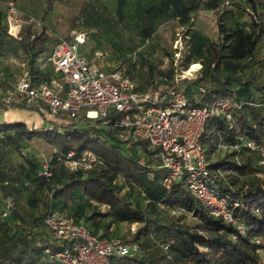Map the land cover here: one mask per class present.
Returning a JSON list of instances; mask_svg holds the SVG:
<instances>
[{
  "label": "trees",
  "instance_id": "obj_1",
  "mask_svg": "<svg viewBox=\"0 0 264 264\" xmlns=\"http://www.w3.org/2000/svg\"><path fill=\"white\" fill-rule=\"evenodd\" d=\"M125 1L118 0V8ZM156 1L162 9L171 10L183 30L181 39L187 50L182 64L184 69L187 62L192 66L199 61L203 48L207 50L208 59L202 61V67L194 77L180 80L185 82L187 79L191 85L193 91L187 93L188 96L196 95L200 104L219 99L233 100L237 104L233 111V130L252 139L258 146H264V0ZM200 7L215 12L217 41L203 38L194 29V15ZM246 9L250 19L248 24L241 20ZM152 10V6L142 8L143 16ZM44 26L38 32L28 25L15 34L9 33L24 54V71L32 83L47 82L57 76L52 68L44 70L39 64V57L48 50L47 45L51 41ZM0 30L6 31L1 25ZM165 53L172 62V53ZM192 57H196L195 60ZM144 63L145 85L139 86L132 80L138 89L168 83L170 79L167 77L153 81L152 68L147 60ZM0 108L31 109L23 103L0 104ZM43 126L34 129L23 122L0 123V264H59L53 256L60 247L44 225V219L50 213L64 215L101 238L120 237L109 235L114 224L137 223L139 227L131 238L124 240L137 244L139 253L131 257H114L110 264H261L264 251V178L239 183L238 178L229 176H226L227 181L220 177L215 179L220 191L233 189L245 206L233 211L234 217L244 225V234H240L232 223L212 215L182 182L164 186L160 182L163 174L160 161L146 142L133 141L123 150L121 146L125 145L120 130L113 127L105 130L81 119L76 122L63 120L62 131H45ZM225 127V123L217 119L205 124L201 144L210 161V170L228 166L236 169L235 175H244L259 169L257 152L251 155L240 153L242 164L239 167L232 160L233 152L223 157L215 153L218 133H223ZM36 137L55 144L65 142L59 145L57 152L62 159L49 163V178L38 176L42 162L21 152L26 142ZM226 141L232 142V138L227 137ZM136 145L141 148L143 166L137 163L140 154L135 150ZM8 150L24 155V165L6 166L4 154ZM68 150L75 152L76 159L91 152L96 157V164L88 169L70 171L63 165ZM244 156L255 157L257 166ZM260 170L264 172V169ZM120 178L123 183L116 184ZM125 187L126 192L121 194ZM28 188L31 196L27 205L33 209L32 217L27 219L17 209L11 211L3 207L5 198H9L8 192L20 193ZM135 189L143 195V206L130 201ZM33 206H36L35 211ZM157 206L189 214L199 224L191 228L177 219L159 220L160 216L153 215ZM252 208L259 212L255 213ZM5 212L8 213L4 217ZM257 238L259 243L255 242ZM163 246L167 249L164 250Z\"/></svg>",
  "mask_w": 264,
  "mask_h": 264
},
{
  "label": "built area",
  "instance_id": "obj_2",
  "mask_svg": "<svg viewBox=\"0 0 264 264\" xmlns=\"http://www.w3.org/2000/svg\"><path fill=\"white\" fill-rule=\"evenodd\" d=\"M4 5V19L8 28L21 29L25 22L16 3L7 0ZM19 29L8 31L17 33ZM85 42L86 33L81 31L71 37L56 38L47 61L59 77L32 83L27 71H24L9 92L0 94V104L23 103L34 108L41 116L60 118V123L63 120L76 122L81 119L84 123L98 125L105 130L113 127L121 131L126 148L133 141L146 142L160 161L163 170L160 182L164 186L182 182L212 215L232 223L240 234H244V225L233 215L234 209L245 208L240 196H236L230 188L220 191L215 180L220 177L227 181L226 176L230 178L236 169L226 166L211 171L210 161L201 144L206 122L215 119L223 121L226 127L223 133H218L215 153L223 157L233 152L232 160L239 167L242 164L240 153L251 155L257 152L260 157L258 165L264 169V146H258L252 139L233 130V111L237 104L229 99L200 104L196 95L190 97L180 88L163 83L140 90L119 69L108 72L81 53L80 47ZM43 129L62 131L61 125L55 127L46 123ZM227 137L232 138V142H227ZM135 150L140 154L137 163L143 166L139 145L135 146ZM61 159L57 152L51 154L42 163L38 176L49 178V163ZM95 164L96 157L91 152L76 159L75 152L68 150L63 160V165L70 171L88 169ZM252 210L259 212L257 208ZM44 225L60 247L53 256L59 264H110L114 257H131L140 251L137 244L120 237L94 236L86 227L64 215L50 213L44 219ZM255 242L259 243L260 239L257 238ZM163 249L166 250L167 246H163Z\"/></svg>",
  "mask_w": 264,
  "mask_h": 264
},
{
  "label": "rangeland",
  "instance_id": "obj_3",
  "mask_svg": "<svg viewBox=\"0 0 264 264\" xmlns=\"http://www.w3.org/2000/svg\"><path fill=\"white\" fill-rule=\"evenodd\" d=\"M7 0H0V25L5 32L0 30V94L6 93L19 79L25 69L24 54L19 49L16 42L10 37V29L4 19L5 5ZM23 15L25 22L22 27L30 25L34 31H41L45 27V34L51 41L48 43V50L39 57V64L44 70H51L47 61V54L58 37H71L75 32H85L86 42L80 47L81 53L86 55L106 71L119 69L124 75L138 83L145 85L146 73L145 63L147 60L152 68L153 81L160 77H167L172 81L170 85L192 93L191 85L187 79L194 77L196 70L202 67V61L208 59L207 50L203 48L199 61L192 70L191 63L187 68L182 67L183 59L187 55V50L182 44V29L178 26L171 10L162 9L156 0H126L118 8V0H13ZM188 3V0H184ZM152 6L153 10L147 16H143L142 8ZM216 14L213 11L202 10L201 7L194 15V29L203 38L217 41L218 31L216 26ZM31 20V21H30ZM241 20L248 24L249 15L247 9ZM6 27V28H5ZM21 28V27H20ZM9 30V31H8ZM20 30V29H19ZM14 31L11 33L13 34ZM15 34V33H14ZM172 53L173 61L167 56ZM196 57H192L195 60ZM188 71V72H187ZM192 71V72H191ZM170 76V77H168ZM186 76V77H183ZM59 77V76H56ZM187 78L186 81H180ZM60 118H53L48 115L41 116L36 110L31 109H7L0 108V123L23 122L34 129L41 128L43 124L61 125ZM104 138H106L104 136ZM64 145V141L58 144L50 143L43 138H33L27 141L21 152L34 156L39 162L47 160L51 154L60 150L59 145ZM125 149V146H121ZM5 164L24 165V155L8 150L5 152ZM249 159L253 166H257V160L253 156H244ZM4 163V162H3ZM2 164V163H1ZM1 176V171H0ZM1 178V177H0ZM122 178V177H121ZM116 184H122V179ZM232 179L238 178L237 183L242 181H253L264 178V172L259 169L253 172H245L244 175L230 176ZM126 188L121 194L126 192ZM3 204L7 209H17L18 212L29 219L33 209L27 205L31 196V189H24L20 193L8 192ZM130 201L135 204L144 205L143 195L135 191L130 195ZM29 204V203H28ZM35 207L34 211H35ZM154 216L164 222L168 220H179L181 223L195 228L198 221L189 214H182L179 211H169L156 207ZM109 233L111 236H120L129 240L139 225L137 223H119L111 226ZM261 264L264 263V255H261Z\"/></svg>",
  "mask_w": 264,
  "mask_h": 264
},
{
  "label": "bare ground",
  "instance_id": "obj_4",
  "mask_svg": "<svg viewBox=\"0 0 264 264\" xmlns=\"http://www.w3.org/2000/svg\"><path fill=\"white\" fill-rule=\"evenodd\" d=\"M195 68H196V66H192V70L195 69ZM187 72H188V71H187ZM191 72H192V71H191Z\"/></svg>",
  "mask_w": 264,
  "mask_h": 264
},
{
  "label": "crops",
  "instance_id": "obj_5",
  "mask_svg": "<svg viewBox=\"0 0 264 264\" xmlns=\"http://www.w3.org/2000/svg\"><path fill=\"white\" fill-rule=\"evenodd\" d=\"M111 229H112V227H111ZM111 229H110V231H111Z\"/></svg>",
  "mask_w": 264,
  "mask_h": 264
}]
</instances>
